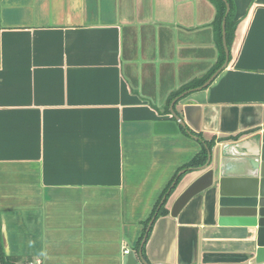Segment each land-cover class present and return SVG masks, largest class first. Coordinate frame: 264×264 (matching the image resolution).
I'll return each instance as SVG.
<instances>
[{
  "label": "crops",
  "instance_id": "1",
  "mask_svg": "<svg viewBox=\"0 0 264 264\" xmlns=\"http://www.w3.org/2000/svg\"><path fill=\"white\" fill-rule=\"evenodd\" d=\"M232 2L227 62L224 51L213 70L224 46L210 0H0V253L13 264H126L124 249L137 264H264L247 229L218 225L216 185L170 215L204 171L183 173L191 158L210 141L211 164L223 144L243 152L264 128V0ZM171 108L179 132L154 133ZM182 173L168 213L144 227ZM151 220L143 257L134 247Z\"/></svg>",
  "mask_w": 264,
  "mask_h": 264
},
{
  "label": "water",
  "instance_id": "2",
  "mask_svg": "<svg viewBox=\"0 0 264 264\" xmlns=\"http://www.w3.org/2000/svg\"><path fill=\"white\" fill-rule=\"evenodd\" d=\"M223 1L226 15L229 6L226 0ZM222 29L226 56L223 65H225L228 58L225 19L222 21ZM215 74L216 72L210 76L206 83ZM170 110L173 119L155 121L153 124L154 133L176 134L179 132V126H183L182 121L172 108ZM258 136L257 144L246 147L243 152L233 149L237 145L236 142L223 144L220 147V155L213 164H211V154L208 152L206 162L199 166V170L204 171L176 197L170 207V215L176 216L193 196L216 185L218 225L247 229L249 238L253 239L255 245L254 261L262 263L264 262V128L258 132ZM151 222L152 220L149 222L139 246L140 256ZM140 260L141 263L146 264L145 261ZM126 264H137L133 251L127 253Z\"/></svg>",
  "mask_w": 264,
  "mask_h": 264
},
{
  "label": "trees",
  "instance_id": "3",
  "mask_svg": "<svg viewBox=\"0 0 264 264\" xmlns=\"http://www.w3.org/2000/svg\"><path fill=\"white\" fill-rule=\"evenodd\" d=\"M216 8V15H215V26L217 29V33L218 35H221V22L223 19H225V41H226V45L229 48L231 39H232V35H233V27H234V21H233V15H234V9H233V2L232 0H226V2L228 3L229 6V10L227 12V14L225 15V3L223 0H210ZM220 57H219V63L217 64V66L213 69L215 70L224 60V50L222 48L221 45V40H220ZM213 70L211 71V73L213 72ZM211 73L207 74L205 77L198 79L195 82L192 83H188L183 85L179 90H177L176 92L172 93L170 96V99H172L174 96L178 95L179 93H181L182 91L191 88L193 86H195L196 84H201ZM198 135V134H197ZM240 134L235 135V136H231V139H237L239 137ZM199 136V135H198ZM213 144V141H210L207 146L210 149L211 145ZM207 148V149H208ZM207 149L206 148H202L199 153H197L193 158H191V160L189 162H187L183 167H182V171L183 173L187 172L188 170H191L193 168L202 166L206 160H207ZM182 174H175L174 177L169 181V183L166 185V187L164 188V190L161 193L160 198L158 199V201L156 202L151 215L149 216V218L144 222V227H146L147 222L150 220L151 217L157 218L160 215H166L168 213V210L165 208V203L166 200L171 192V190L174 189V187L176 186V184L178 183V181L180 180V178L182 177ZM149 233V231H148ZM147 233V234H148ZM144 235V229L143 232L137 242V244L135 245L134 249L136 251H138L139 249V245H140V241L142 240V237ZM142 256L144 257V243L142 246ZM0 261L1 264H13L12 261H10V259H8V257H5L3 255V253H0Z\"/></svg>",
  "mask_w": 264,
  "mask_h": 264
},
{
  "label": "built area",
  "instance_id": "4",
  "mask_svg": "<svg viewBox=\"0 0 264 264\" xmlns=\"http://www.w3.org/2000/svg\"><path fill=\"white\" fill-rule=\"evenodd\" d=\"M124 254H127L128 253V250L127 249H124L123 250ZM28 264H33L32 262L28 263Z\"/></svg>",
  "mask_w": 264,
  "mask_h": 264
}]
</instances>
